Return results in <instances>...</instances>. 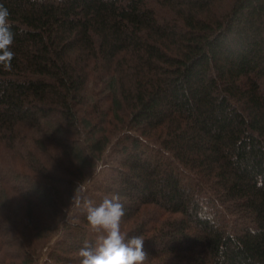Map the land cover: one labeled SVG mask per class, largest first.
I'll return each mask as SVG.
<instances>
[{
    "label": "trees",
    "instance_id": "1",
    "mask_svg": "<svg viewBox=\"0 0 264 264\" xmlns=\"http://www.w3.org/2000/svg\"><path fill=\"white\" fill-rule=\"evenodd\" d=\"M0 4V264H80L78 187L145 264H264V0Z\"/></svg>",
    "mask_w": 264,
    "mask_h": 264
},
{
    "label": "clouds",
    "instance_id": "2",
    "mask_svg": "<svg viewBox=\"0 0 264 264\" xmlns=\"http://www.w3.org/2000/svg\"><path fill=\"white\" fill-rule=\"evenodd\" d=\"M10 12L0 4V66L11 71L15 33ZM99 171V169H97ZM78 187L73 203L87 214L90 229L96 234L95 245L85 243L78 255L80 264H145L148 255L144 251L143 236L128 237L121 229L125 207L118 194H112L95 205Z\"/></svg>",
    "mask_w": 264,
    "mask_h": 264
},
{
    "label": "rangeland",
    "instance_id": "3",
    "mask_svg": "<svg viewBox=\"0 0 264 264\" xmlns=\"http://www.w3.org/2000/svg\"><path fill=\"white\" fill-rule=\"evenodd\" d=\"M55 239H56V238H55ZM55 239H54V240H55ZM54 240H53V241H54ZM53 241L51 242V244H53ZM44 254H45L44 256L46 257V255H47V250H46V252H44Z\"/></svg>",
    "mask_w": 264,
    "mask_h": 264
}]
</instances>
